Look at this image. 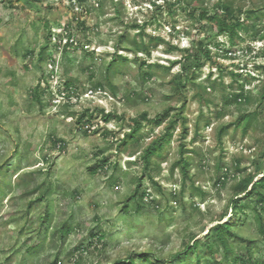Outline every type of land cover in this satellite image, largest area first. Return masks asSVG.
I'll use <instances>...</instances> for the list:
<instances>
[{
	"label": "rangeland",
	"instance_id": "1",
	"mask_svg": "<svg viewBox=\"0 0 264 264\" xmlns=\"http://www.w3.org/2000/svg\"><path fill=\"white\" fill-rule=\"evenodd\" d=\"M224 2L250 26L236 45L199 16ZM262 35L264 0H0V264H264Z\"/></svg>",
	"mask_w": 264,
	"mask_h": 264
},
{
	"label": "trees",
	"instance_id": "2",
	"mask_svg": "<svg viewBox=\"0 0 264 264\" xmlns=\"http://www.w3.org/2000/svg\"><path fill=\"white\" fill-rule=\"evenodd\" d=\"M222 8L226 13L225 17H220L217 14H210L206 8H203L201 13L199 14L200 19H204L205 21L209 22L211 25L216 27L220 33H222V34L227 33L229 35L231 43L233 45H236V44H238V39L240 38L239 33L241 31H250V26L246 20H241L240 18H236L235 9L231 3L224 2L222 4ZM133 27L135 29H139L142 32L144 25L135 24ZM252 27L254 28V31H256V32L258 31L254 25ZM140 35H143V32ZM125 36H126V34H124L122 37H125ZM262 38L264 39V35H262ZM154 40L157 43L159 41H162L161 37H157ZM151 41H153V39ZM46 49L47 48L44 46L40 50L39 56H38L39 61H44L46 59ZM133 51L136 54H138L140 52L150 54L151 53L150 44L148 42L144 41L143 39L141 40L140 43L136 41L135 42V48ZM115 56L117 59H120L122 61L128 60V57L123 56L122 54H115ZM65 84L67 86H70V82H66ZM38 97H39L38 99L41 101L40 94ZM234 97H235L236 101H241L245 97L244 91L236 93L234 95ZM69 102L70 101L66 102L65 105L70 104ZM169 116H170L169 110H166L162 114H157L154 117H151L147 112H143V113L139 114L138 116L131 119L130 131L127 134H125L123 142L125 144H127L130 141L137 139L138 134L140 133L144 123L159 126ZM252 116H253V114H245L240 118V121L242 123H244V125L247 127L249 125V122L251 121ZM83 117H84V114L80 117V119H82ZM104 117H105L106 121H110L112 119L118 118L119 116L115 112H109V113H105ZM175 123H176L175 121L170 122V124L167 126V130H166L165 134L162 135L161 137L153 140L146 147L144 154H143V160L145 162L146 169H149L150 166L152 165V158L155 155L160 153L161 149L164 147V145L167 142H170L171 136H172V129L175 127ZM224 133H225V128H222L220 131V137ZM183 147H182V149H183ZM182 152H184V150H182ZM181 159L182 160L176 162L175 165H178V166L181 165V169L185 173L187 171L188 162H187L186 158L184 157V155ZM106 161H107V159H104L103 163L106 164ZM256 185L260 186L261 188H264V177L257 180L252 185L253 187L248 192L252 193L256 189ZM138 189L139 188L137 187L136 190L134 191L133 196L137 195ZM258 195L259 196L257 198V203L258 204H264V193L259 192ZM138 206H139V208L143 207V205H141L140 203ZM234 221H235V218H233L229 222L219 223V224H217V226L215 228L216 229V237H217L219 243L226 249L227 252L231 251L228 235H230L232 233L233 226L235 225ZM197 241H198V239H196L194 243H196ZM115 264H135V260H133V258H129L127 260L118 261ZM233 264H247V261L245 260V258H243L241 256H235L233 258Z\"/></svg>",
	"mask_w": 264,
	"mask_h": 264
}]
</instances>
